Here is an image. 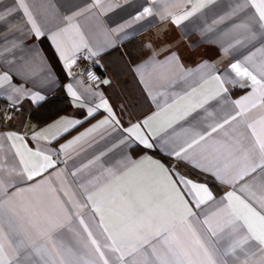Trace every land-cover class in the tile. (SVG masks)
<instances>
[{
	"label": "crops",
	"instance_id": "1",
	"mask_svg": "<svg viewBox=\"0 0 264 264\" xmlns=\"http://www.w3.org/2000/svg\"><path fill=\"white\" fill-rule=\"evenodd\" d=\"M195 2L102 0L101 7L89 8L93 0H23L29 17L20 7V0H0V78L9 77L0 79V101L21 107L10 124L0 126V242L10 264H103L92 238L97 240L108 264H162L165 259L167 264H177L169 249L179 243L192 253L198 249L197 237L206 247L216 249L218 264H264V246L253 240L234 254L225 255L233 243L246 235L240 221L232 223L233 207L239 205L236 197L257 210L264 204V153L257 143V136L264 131V40H249V33L238 27L255 11L248 7L233 14L243 0H203L205 6L198 12L179 25L173 23V17L191 11ZM144 7H151L153 14L135 20ZM32 21L41 36H36ZM124 25L127 26L121 31H115ZM135 40L144 45L146 55L132 62L128 51L134 56L137 47L129 46L127 51L124 45ZM44 41L63 76L56 71ZM84 50L100 58L108 69L109 83L93 85L72 72L74 55ZM118 50L138 82L133 89L123 87L112 75V69L122 61ZM172 53L177 60L168 59ZM245 57L250 59L246 61ZM237 62L261 84L254 85L249 77L236 75L230 66ZM130 80L127 74L124 84ZM62 84L75 113L43 127L31 123L33 108L57 94ZM34 93L45 99L34 102ZM103 101H107L114 118L107 109L98 107ZM198 103L203 107L179 119ZM93 108L95 112L89 115ZM98 113L99 117L82 130L55 143ZM149 117L152 119L144 125ZM106 118L110 122L101 125ZM137 123L153 144L151 149L124 131ZM213 128L217 130L213 132ZM9 133L23 139H9ZM194 139L199 142L193 144ZM22 145L32 153L39 151L49 156L53 166L28 180L22 171L21 153L30 168L39 170L43 161ZM136 148L147 152L136 153ZM182 148L187 151L177 157L175 153ZM152 150L169 157L172 166L149 153ZM145 156L162 164L172 180L184 178L204 185L212 199L197 206L199 198L191 186L177 183L195 213L183 222V204L175 200L168 180L150 161L129 172L128 162ZM189 170L211 179L217 190ZM138 182L153 191L154 205L159 207L171 235L165 232L155 237V226L145 227L140 234L148 243L143 247L135 239L118 238L116 247L128 253L120 261V253L105 247L111 241L103 229L117 231L119 217L113 205L119 201H113V193L120 186H136ZM229 192L234 193L231 200ZM94 203L101 205L103 225ZM50 219L63 227L49 239L41 233ZM210 229L217 233L215 237ZM22 239L28 247H18ZM192 260L199 264L194 254Z\"/></svg>",
	"mask_w": 264,
	"mask_h": 264
},
{
	"label": "snow or ice",
	"instance_id": "2",
	"mask_svg": "<svg viewBox=\"0 0 264 264\" xmlns=\"http://www.w3.org/2000/svg\"><path fill=\"white\" fill-rule=\"evenodd\" d=\"M209 3L212 0H208ZM102 0H93V4L89 5V8L92 7H101ZM205 6L203 0H196L195 3L192 4V10L184 13L180 16L173 17V23L176 25L181 24L182 21L187 20L190 16L194 15L198 12L201 8ZM20 7L25 9V12L29 17L31 16L30 13L27 12V7L24 5L23 0H20ZM251 7L254 9V13L249 16L248 20L238 27L244 29L249 33L248 39L249 40H256L258 37L264 40V0H243L242 3L238 4L236 9H234L233 14L237 12H242L245 8ZM79 13H77L78 15ZM153 10L151 7H144L143 11L140 12L134 19L141 20L146 16L152 15ZM168 16H172L171 13H167ZM2 18V17H0ZM163 18V17H162ZM71 19V17H69ZM33 30L35 31L36 36H41L42 33L40 32L39 28L36 27L35 22L32 21ZM120 29H116L115 31H121L123 27ZM255 27L256 30H253ZM240 43V41H237ZM259 51V50H258ZM92 55H96V53H92ZM169 60H177L175 53H172L169 57ZM250 57H245V60H249ZM70 66V65H69ZM231 69L236 73L238 76H247L251 79L254 85L261 84V81L257 80V77L249 72L248 68H242L239 62L232 63ZM139 70V68H138ZM90 78H94L91 73H89ZM0 79H9L7 75ZM219 80V77H216ZM105 84L109 83V81L105 80ZM222 83V82H221ZM264 87V85H262ZM68 89L72 92V85H68ZM224 90V89H222ZM72 95L75 96V92H72ZM32 99L34 102L42 101L45 99L44 96L40 95L39 93H34L32 95ZM206 102V101H205ZM240 104V101L236 102ZM98 107H102L107 109L109 115L114 118V114L112 113L111 108L108 106L107 101H103ZM203 107V103H198L192 106L189 111L184 112L183 116H180L179 119H184V117L190 115L191 112H194L196 108ZM96 109H89L88 114L92 115ZM239 115V113H237ZM152 117L143 121L144 125H148L149 120ZM235 119V117H233ZM109 119L106 118L105 120L101 121V125L109 123ZM79 123V121H76ZM118 123V121H117ZM225 123H228L226 120ZM217 127H223V125H217ZM251 127V125H249ZM67 129H65L66 131ZM217 128H213L212 131L215 132ZM131 137H134L136 141H139L141 145H144L146 149H151L153 144L149 142V139L142 134L141 131V124H133L131 127L124 129ZM256 133L254 132V135ZM210 135V133H209ZM9 139L15 137L16 139L22 140L23 137L16 136L15 133L8 134ZM200 140L204 139V136L199 137ZM198 140H193V144L198 143ZM257 143L261 149V152L264 153V131H262L261 135L257 136ZM26 149L28 153L31 155L41 157L43 163L39 167V170L35 168H30L28 163L24 161V156L21 153V162L24 164L22 171L27 174L26 178L28 180H32L34 177L40 176L42 172H44L47 168H51L54 162L51 158L39 151L32 153L31 149H27L26 145H22ZM192 144L188 145V148H191ZM19 153V149H17ZM186 148H182L180 151L176 152L175 155L177 157H181L182 153L186 152ZM145 161H150L155 168L166 178L171 185L172 190L175 192V200L178 203L183 204L185 209V215L182 217L183 222H187L190 217H194L195 213L192 212L191 208L188 207L187 201L183 199V194L180 193L179 189L176 187L177 183H183L185 185H190L191 190L194 191L195 196L199 199L197 200V206L205 202V200L212 199V194L208 191V189L204 185H197L190 180H186L184 178H180L179 181H175L171 179V175L169 174L168 170L164 168L162 164L158 161H151L150 157H143L140 161H131L128 162L130 164L129 172L139 168ZM127 166V165H126ZM111 175V172H109ZM116 179H120L117 177ZM227 182V181H225ZM229 200L234 196V193L229 192L227 193ZM89 201H92L93 197L89 195ZM113 201L118 200L119 203H114L113 210L115 214L119 217V221L117 224V231L114 233H109V229L105 227L103 230L105 233H108L107 239L111 241V244H105L106 248H110L111 251L120 253L117 256V259L120 261L124 260L125 255L128 253H122L119 247H116L117 239L118 238H128V239H135L137 242H140V246L143 247L145 244L148 243V240L144 239L141 236V230L145 227H153L155 226L156 231L154 233L155 237H160L163 233L169 232V229L165 226V222L162 219L161 211L158 206L154 205V193L150 188L144 187L141 185L140 182L137 183L136 186H120L112 195ZM236 200L239 201V205L233 207L232 214H233V221L241 222V227L246 230V235L244 236L243 240L239 242L233 243L228 249L225 255L234 254L237 248L242 247L243 244L247 243L249 240H253L258 242L260 246H264V204L260 205L259 210L253 207L251 204L246 203L245 201L241 200L239 197H236ZM94 209L97 214L100 215V222L101 225L104 223V217L101 212V205L94 203ZM48 227L45 231L41 233L42 237L51 238L52 233L55 232L58 228L63 227L62 224L58 223L55 219H50L48 222ZM80 223L84 226L85 231L88 232L89 238H92V233L88 231V226L84 224V221L81 219ZM207 223V221H205ZM211 231V229H210ZM169 235L171 233L169 232ZM217 233L215 231H211V236L215 237ZM91 243L95 246L96 252L99 254L101 260H103V264H108L107 259H105L104 252L101 251L100 245L97 243V240L92 238ZM196 245H198V249H194L192 253L185 251L183 247L177 243L176 248H170L169 251L172 253L174 257L177 259V264H193L192 255L194 254L199 264H218V253L214 247H206L205 243L202 242L198 237L195 240ZM209 244L211 241L209 240ZM29 245L25 240H20L18 247H28ZM55 247V245H53ZM135 251V247L132 249ZM37 252L39 250H36ZM155 249H153V254H155ZM202 254V258H201ZM159 258V257H158ZM0 264H10V261L6 257L4 244L0 242ZM162 264H167V260H162Z\"/></svg>",
	"mask_w": 264,
	"mask_h": 264
},
{
	"label": "trees",
	"instance_id": "3",
	"mask_svg": "<svg viewBox=\"0 0 264 264\" xmlns=\"http://www.w3.org/2000/svg\"><path fill=\"white\" fill-rule=\"evenodd\" d=\"M44 46L46 48V51L48 52V55L50 56V59L52 60V63L54 64V67L56 69V71H58V73L60 75H62L61 73V67L60 65L57 63L56 59L53 58V55L51 53V50H49V45L46 44V42L44 41ZM129 46H133V48L137 47V53L133 56V53H130L128 51ZM124 47L126 48V50L128 51V54L130 55V59L132 62H135L137 60L142 59L145 55H146V50L144 49V45L140 42V41H131L127 44L124 45ZM117 54L120 55L122 61L119 65H116L113 69H112V75L114 76V79L121 84L122 86L125 85V88H131L133 89V85L137 82L136 78L134 77L132 70L130 68L129 63L127 62V60L125 59L123 53H121L120 50H118L116 52ZM129 75L130 77V82L127 84H124V77L126 75ZM63 76V75H62ZM124 87V86H123ZM107 92L108 95L111 96V91L109 88H107ZM241 91H237L236 94H239ZM144 103L147 101H143ZM141 102V104L143 103ZM6 104L3 101H0V105ZM140 106V103L138 104ZM75 113V109L73 107V105L70 102V99L68 98V96L66 95V92L64 90V86L63 84L60 86V89L58 90L57 94L50 96L44 103H42L39 106H35L29 116L30 122L35 124L37 127H43L49 123H51L52 121L58 119L59 117L63 116V115H68V114H74ZM16 115H13V118ZM2 117V114L0 113V118ZM99 117V113L91 116L87 119H85L84 121H82L76 128H74L72 131L66 133L65 135H63L61 138H59L55 143L59 144L60 142L64 141L65 139H67L68 137L76 134L77 132H79L80 130H82L86 125H88L89 123H91L92 121L96 120ZM12 118V119H13ZM138 149V150H137ZM137 152H147L144 149H139L136 148V153ZM149 153H151L152 155H154L155 157H158L160 159H162L168 166H172V161L169 157L161 154L158 150H152ZM178 166H182L180 163L177 164ZM194 174L195 177H197V179L202 180V181H206L210 184V186L214 189L217 190V186L216 184L209 178L205 177L204 175H202L199 172L193 171V170H189Z\"/></svg>",
	"mask_w": 264,
	"mask_h": 264
},
{
	"label": "built area",
	"instance_id": "4",
	"mask_svg": "<svg viewBox=\"0 0 264 264\" xmlns=\"http://www.w3.org/2000/svg\"><path fill=\"white\" fill-rule=\"evenodd\" d=\"M72 72L81 74L83 78L90 84L99 85L107 80L109 76L108 69L102 63L99 57L92 55L91 51L84 50L74 55V67ZM89 73L94 78H90ZM21 107L12 104L0 105V126L8 125L12 121L13 115L19 114Z\"/></svg>",
	"mask_w": 264,
	"mask_h": 264
}]
</instances>
